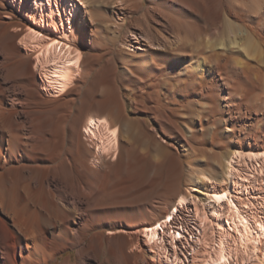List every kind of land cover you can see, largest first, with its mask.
I'll return each instance as SVG.
<instances>
[{"label": "bare ground", "instance_id": "1", "mask_svg": "<svg viewBox=\"0 0 264 264\" xmlns=\"http://www.w3.org/2000/svg\"><path fill=\"white\" fill-rule=\"evenodd\" d=\"M142 1L112 0L110 18L89 11L91 21L106 31L105 36L90 28L89 49L101 43L113 47L127 10ZM153 1L158 9L163 2ZM9 2L17 11L8 16L16 19L0 16V264H52L67 251L73 255L60 264H175L176 248L169 255L163 240L174 245L180 228L175 238L167 220L160 222L166 237L156 244L160 232L147 227L145 245L133 252L136 235L128 231L170 213L181 193L179 177L160 190L154 184L143 187L135 205L101 208L94 198L104 158L142 149L147 116L165 136L176 138L177 145L169 144L191 167L188 175L197 173L194 184L204 187L198 191L210 204V214L202 204L194 205L199 231L190 264H264V152L254 150L256 144L264 151V51L251 49L249 32L237 22L218 31V20L206 35L201 31L208 24L200 26L195 39H166L160 45L145 29H128L123 45L132 52L140 49L144 57L142 52L155 47V56L149 53L150 59L141 62L134 57L138 52L124 58L110 47L108 56L121 61L120 77L129 80L128 86L117 83L116 66L108 59L110 81L93 77L85 88L98 61L92 54L85 59L70 42L79 36L77 1ZM167 10L180 23L204 20L195 11ZM125 69L133 79L126 78ZM216 77L228 84L226 103L214 93ZM123 89L138 98L127 103ZM252 114L254 121L247 123ZM212 163L229 185L222 179L216 186L207 175ZM113 230L119 233H107Z\"/></svg>", "mask_w": 264, "mask_h": 264}, {"label": "rangeland", "instance_id": "2", "mask_svg": "<svg viewBox=\"0 0 264 264\" xmlns=\"http://www.w3.org/2000/svg\"><path fill=\"white\" fill-rule=\"evenodd\" d=\"M9 1L10 0H0V16L2 19H6V21L11 22L16 19V16H12V18L8 16V13H11V11H17V9ZM75 1H77L74 3L76 13L75 16L78 15L79 18L77 17V20H79L80 22V24H78L79 36L77 38L74 35L72 40L70 39V42L74 46L82 50V54L85 59H87L91 54L97 55V57L95 58L98 61L96 70H100L98 77H96L95 74L96 70L91 72L86 81L87 85L85 88L90 86L93 77L95 82L101 81V78L110 81L111 64L107 63L108 59L112 63V65L115 64L116 66L115 77L117 79V83H124L123 87H127L129 84V80H121L120 77V75L122 74L121 70L123 68L121 61L119 59H116V63H114L113 60H110L108 56V51L111 45H109L110 47L107 48V46L101 43L97 47L89 49V39L91 33L90 28L92 26L93 28L96 27L100 33H104V35L106 34V31L104 30V27L102 25L96 23L93 20L91 21L89 11L96 9V11H98L100 14H105V16L109 17L112 14L111 8L114 7L116 2L113 4L111 2L112 0H108V2L106 3L102 0ZM153 2L155 1L143 0L142 6L140 7L134 8L130 6V9L127 10V15L124 19V22L121 25L122 30L115 39V43L113 47H111L112 49L110 48V50H112L114 53L121 52L122 57L124 58H130L131 56H133V53L138 52L137 56L134 57L140 59L141 62H144L145 60L150 59L148 56L149 53H152L153 56H155V50L153 49L155 47L151 45V48L153 47L152 49L142 52V54L146 55V57L139 55L141 54L140 49L135 48V51L137 52L128 50L126 46L123 45L124 37L126 36L128 29L138 31V28L141 27L145 29L146 33L148 34V36H150L154 43H161L160 45H162L163 43H165L166 39L172 41H179L180 39L188 40V38L195 39V37H197V30L200 28V26L208 24L207 27L205 29H202L201 31V33L206 35L212 28V25L219 20V25L218 27H216L218 31L224 32L229 22L232 24L237 22L249 32V38H251L254 43L252 44L253 47L251 49H253V51H256L258 48L259 50L257 51H264V0H163V2H161V6H159V9L158 6H155ZM168 7L178 9L179 11H195L199 16L204 17V20L201 22H197L186 18V21H182L180 23L174 20L173 17H168V14L166 13V11H170L167 10ZM163 11H165V13ZM218 14L219 16H217ZM205 21L207 22L205 23ZM110 23L111 22H109L108 24L109 28L111 29L113 28V25L112 23ZM15 30L19 31L20 29L16 28ZM45 32L47 31L45 30ZM109 32L108 36L112 35L114 37L115 34L111 33V31ZM49 34H51V36L53 35V33ZM19 37L16 39V42L18 44H20ZM140 37L142 41L144 40V42H147L146 38H143L142 36ZM255 40L257 41V43ZM129 68L130 70L134 69L132 65H129ZM125 73L126 78H134V74L129 72L128 69H125ZM215 84L216 85L214 88V93L218 98H220L219 100L221 102L226 103L223 98L227 95L228 84L223 83L222 79L219 77H216ZM97 88L98 86H96L94 90H96ZM248 88L249 87H247V89ZM123 97L126 102L129 103L130 100L138 98V95L136 93L134 94L126 89H123ZM132 116L135 118L142 117V115L139 116L137 114H133ZM254 117L255 115L252 114V116H249V118H246L245 120L247 123H251L254 121ZM146 119L148 120L149 124L148 126L143 127L144 134L146 135V138L142 139V144L140 146V148H142L143 150L139 149L135 152H129L128 156H123L121 154V156L119 155V157L106 156L104 158V164L100 167L101 171L98 174L97 181L98 192L94 198H98L96 203L101 208H111L118 206L119 204H122V206L135 205L137 204V201L140 200V195L142 194L140 193V190L144 189L143 187H148L149 185L154 184L156 185L155 189L160 190L164 186L169 185L170 183H174V180L179 177V187L181 193L176 198V200H174L169 214L174 211V215L172 216V220L170 221L171 228H180L182 236L177 239L174 245L171 246L168 242L167 237L163 240V242L165 243L167 241L165 243V247L169 255L172 252V247L176 248L178 258L175 260V264H190L193 249L194 251L196 250V243L194 240L199 231L196 218H194V205L195 203H199V205L202 204L201 206H205L207 208V213L209 212L208 214H210V204L207 203V200H204L207 195L198 191V189L204 190V187L198 186L199 183H197L196 186L194 184L197 173H189L188 175V169H190L191 167H187L185 162L181 160L180 152H177L174 147L169 144V141H172L173 143H175L174 145H177L176 138H174V136H172V138L167 137V135L165 136V134L161 131L160 126L156 122L151 121L150 117L148 116L146 117ZM82 130L84 129L82 128ZM156 132H158V134H156ZM147 137H149L150 139H148ZM163 138L167 141L165 142ZM121 141L124 142L123 140ZM155 142L160 144L165 152L160 151ZM254 147V150H261L259 152H264L261 147H258V145L256 146L255 144ZM246 150V152H248L250 148L247 146ZM94 160L95 162L98 161V163H100V160L96 158ZM196 164H198V166H203L205 162L198 161V163ZM176 170L177 172H175ZM205 170L208 173L207 175L212 176H210L213 179L211 180L216 184V186H219V184L222 182V179L223 185L228 184L227 178L226 176H224L225 174L216 164L212 163L210 169ZM139 178L141 180H139ZM180 197H183L184 199L182 198V200L179 202ZM206 203L208 205H206ZM169 214L167 213V215ZM167 215H165V217ZM165 217L155 221L153 224H145L129 230L128 233H130V235H136V244L134 243V245L130 247L129 250L131 252L140 251L142 249L141 245H145L144 241L141 240L142 227L152 226L157 222L163 220ZM107 233L117 234L119 233V230H113L112 232L107 231ZM186 238H188L187 243H183L182 241H184V239L186 240ZM69 255H73V253L70 251L62 253L52 264H60L61 259ZM157 258H159V256H157Z\"/></svg>", "mask_w": 264, "mask_h": 264}, {"label": "snow or ice", "instance_id": "3", "mask_svg": "<svg viewBox=\"0 0 264 264\" xmlns=\"http://www.w3.org/2000/svg\"><path fill=\"white\" fill-rule=\"evenodd\" d=\"M169 219H171V218H169Z\"/></svg>", "mask_w": 264, "mask_h": 264}]
</instances>
